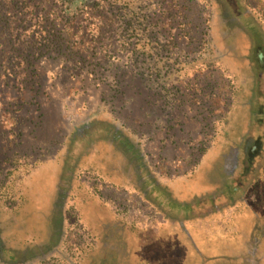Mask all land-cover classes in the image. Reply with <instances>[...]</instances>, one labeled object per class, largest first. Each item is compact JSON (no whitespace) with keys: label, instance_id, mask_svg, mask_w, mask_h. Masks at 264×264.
I'll use <instances>...</instances> for the list:
<instances>
[{"label":"rangeland","instance_id":"374dc122","mask_svg":"<svg viewBox=\"0 0 264 264\" xmlns=\"http://www.w3.org/2000/svg\"><path fill=\"white\" fill-rule=\"evenodd\" d=\"M159 1L161 6L152 22L164 39L171 41L169 45L173 46V43L176 48L182 49V52L176 51L179 60L182 55L195 57L204 49L206 51L203 41L209 38L208 30L213 34L216 32V16L223 11L214 9L209 0ZM248 8L261 20L264 29V1H250ZM6 11H10L12 19L0 20V181L13 166L17 170L8 176L7 182H11L13 187L8 188L7 194L1 198V218L7 219L12 204L20 200L18 185L32 173V166L28 163L39 157H46L45 160L55 162V165L56 161H64L66 136L84 124L94 125V132L102 136L107 130L120 128L122 122L125 127L135 130L137 134H131L132 139L142 151L147 171L160 184H173L172 180L189 175L204 161L203 168L191 183L178 185L204 187L219 182L225 172L220 161L213 162L218 155L212 153V156H206L213 145L220 149V156L226 155L227 175L231 173L229 180L245 179L249 170L263 158L264 49L259 47V35L254 33L250 36L243 29V22L246 21L244 14L238 15L239 20L223 16L219 23L225 38L243 31L240 55L245 54L246 59H238L242 67L234 72L235 75L222 59L206 64L210 62L208 54L202 52L203 58L180 73L177 83L174 82L171 87L173 89H166V86L164 89L156 88L149 78L147 82H140L130 76V69H127L123 80L127 86L120 94H114L113 81L105 74L100 77L94 71L93 63L100 53L85 52L86 47L96 40V21H80L81 31L72 42L84 52L83 55H69L60 38L62 24H54L52 30L50 21H41L32 15V5L24 6L17 13V9L14 11L5 0H0V16H5ZM47 30L56 37L57 45L62 43L61 48L54 50L48 45L49 49H42L41 45L46 41L44 37H52V34H46ZM251 38H254L255 47L258 44L257 51L260 52L257 54L255 51L253 61L250 57ZM172 61L168 60L169 63ZM154 78H163L162 72ZM173 79L174 75L165 80L163 86L170 85ZM173 93L176 98L174 103L170 100ZM254 98L257 104L252 120L248 114ZM180 99L183 101L180 102ZM115 112L120 121L115 120ZM243 144L245 149L239 148ZM92 153L94 155L89 156L96 158L97 153ZM96 163L92 162L95 166ZM51 175L52 170L45 169L41 175L33 176L43 186L41 193L44 198L50 189ZM80 178L90 186L92 182L99 183L92 175H81ZM140 182L142 189L147 187L146 195L102 183H99L98 189L105 200H100L101 203H105L110 211H117L116 217L131 231L137 232V239L146 242L151 241L152 233L166 222L167 215L184 209L171 205L149 180H145L143 185L142 177ZM26 191L32 201V177ZM231 192L217 202L199 196L185 201L193 203L192 212L199 216L208 212L214 203H226ZM71 205L72 202L67 203L65 210H71ZM74 211L63 216V236L58 243L60 257L55 254L47 264H89V258L95 254L98 239L87 231ZM227 225L226 220L216 217L196 225L195 233L200 235L187 237L183 234L186 239L167 225L162 237L157 238L160 240L158 249L149 251L141 247L142 254L139 255V250L135 254L146 258V264H158L154 261H161L162 258L168 264H182L193 255L189 247L198 251V247L203 248L209 242L206 245L210 248L208 251H212ZM166 234L169 236L164 239ZM117 240L114 236L111 243L120 248L122 243ZM134 240L125 238V246H142L144 243L143 240L135 245L137 241ZM148 245L152 246L151 243ZM260 252L264 255V251Z\"/></svg>","mask_w":264,"mask_h":264},{"label":"trees","instance_id":"16d2710c","mask_svg":"<svg viewBox=\"0 0 264 264\" xmlns=\"http://www.w3.org/2000/svg\"><path fill=\"white\" fill-rule=\"evenodd\" d=\"M209 1L211 6L215 7L214 9L223 12L216 16V32L213 34L208 30L209 38L203 41V46L207 49L205 51L202 46L204 49L202 52L208 54L207 59L210 61L206 64L222 59L235 75L234 72L242 67L238 59H246L245 54L240 55L243 31L225 38L220 32L221 17L229 16L230 19L239 20L238 15L244 14L246 21H239L243 22V25L241 24L243 29L250 36L254 33L259 35L260 43L264 45V29L261 20L248 8L250 1L264 0ZM5 2L14 11L17 9V13L24 6L32 5V15L37 16L41 21H50L52 30L54 24L58 22L62 24L59 28L62 35L60 38L65 43L64 48L69 50V55H73L72 53L83 55L82 52H84V49L80 51L79 47L74 46L75 42H72V39L81 31L80 21H96L98 32L96 40L86 47L85 52H93L92 54L96 55L100 53V57L93 63L94 71L96 70L100 77L105 74L113 81L114 94H120L127 86V82L123 81L127 69H130V76L137 78L140 82H147L149 78L156 88L164 89L166 86V89H173L171 87L174 82L177 83L180 73L203 58L200 52L195 57L182 55V59L179 60L180 56L176 51L182 52V49L176 48L173 43V46L169 45L171 41L165 40L152 22L161 6L159 0H5ZM0 17L1 21L12 19L10 11H6V15ZM48 31L46 34L49 33ZM49 34L53 37V33ZM52 37H44L46 41L41 45L42 49H49L48 45L53 49L62 47V43L57 45L58 40L56 41L55 36ZM261 44L259 47L264 49ZM251 45L250 57L253 61L258 52V44L255 47L254 38H251ZM171 59L173 61L169 63L168 60ZM161 72L163 78L156 80L154 76H158ZM173 75L171 84L163 86L162 83ZM171 96L170 100L174 103L175 94ZM181 101L183 100L180 99ZM250 103L251 112L249 109L248 115L254 120L257 100L254 98V101ZM262 114L264 117V109ZM114 118L121 120L116 112ZM93 126L91 123L84 124L81 128H74L66 136L64 161H56L55 165V162L45 160L46 157H39L28 163L32 166V173L18 185L20 200L12 204L7 219L1 218L0 212V264H47L55 254L60 257L58 243L63 236V216L68 215L71 210L76 211L77 214H75L79 216L80 222L84 224L87 231L98 239L95 254L88 257L89 264H146L147 259L139 256L142 254L141 249L144 247L149 251L158 249L160 240L157 238L162 237L167 225L179 234L194 237L200 235L199 232L195 233L196 225L207 223L216 217H221L228 223L224 234L217 238L218 245L210 252L208 251L210 248L206 245L209 242H206L203 248L198 247V251L194 247L192 250L189 247L193 255H190L189 261H184L182 264L264 263L262 261L264 255L260 252V250L264 251V156L257 166L249 170L245 179L242 180L239 177L229 180L231 173L227 175L229 171L226 155L220 156V149L213 145L206 156H212L210 155L212 153L218 155L213 162L220 161L225 172L224 178L219 182L204 187L194 186V184L178 185V183H191L198 171L203 168L202 165L206 162L204 161L200 162L194 172L189 175L172 180L173 184H160L147 171L142 151H139L132 139L131 134H137L135 130L125 127L126 124L122 122L120 128L105 130V136H102L94 132ZM245 146L243 144L239 148L245 149ZM204 151L205 149L202 152ZM92 152L97 153L96 158L89 156L94 155ZM82 155L85 156L81 159ZM92 162H97L96 166ZM45 169L52 170V175L49 180L51 181L50 189L44 198L41 193L43 186L33 176L41 175ZM16 170L17 168L13 166L0 181V203L1 198L7 194V189L13 187L11 182L7 181L8 176ZM81 175L84 177L92 175L99 183L108 184L116 189H131L133 193L137 192L141 196L142 193L146 195L145 192H147V187L144 188L145 190L141 188L140 179L142 181L143 177V185L145 180H149L171 205L184 210L167 215L166 222L152 233L151 241L139 240L137 232L133 229L131 231V228L126 227L116 217L117 211H110L105 203H101L105 200L98 189L99 183L92 182L90 186L81 180ZM31 177L32 201L29 200L26 191ZM144 177H146L145 180ZM237 181L240 182L237 184ZM229 191L232 192L228 195L230 197L226 203L225 201L221 204L214 203L208 212L198 214L199 216H195L196 214L192 212L193 203L190 200L185 201L197 199L199 196L217 202L227 197ZM69 202H72L69 207L71 210H65ZM70 215L73 216L74 213L71 212ZM168 232L169 229L166 233ZM114 236L122 243L120 248L111 243ZM168 236L166 234L164 239ZM185 236L184 239H186ZM125 238L136 239L135 245L143 240L144 243L142 246L128 245L126 247ZM150 243L152 246L148 245ZM138 250L139 255L135 254ZM196 256L199 258L194 262ZM30 261L32 263H29ZM154 262L168 264V261L163 258L161 261L158 259Z\"/></svg>","mask_w":264,"mask_h":264}]
</instances>
